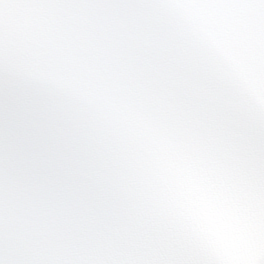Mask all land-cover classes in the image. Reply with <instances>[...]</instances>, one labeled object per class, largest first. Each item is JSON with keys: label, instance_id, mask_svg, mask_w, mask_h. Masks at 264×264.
<instances>
[{"label": "clouds", "instance_id": "clouds-1", "mask_svg": "<svg viewBox=\"0 0 264 264\" xmlns=\"http://www.w3.org/2000/svg\"><path fill=\"white\" fill-rule=\"evenodd\" d=\"M0 264H264V0H0Z\"/></svg>", "mask_w": 264, "mask_h": 264}]
</instances>
